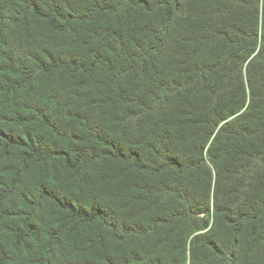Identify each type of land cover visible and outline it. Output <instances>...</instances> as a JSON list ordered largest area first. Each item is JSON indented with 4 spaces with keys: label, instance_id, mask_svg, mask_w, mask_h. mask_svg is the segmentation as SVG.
<instances>
[{
    "label": "trees",
    "instance_id": "obj_1",
    "mask_svg": "<svg viewBox=\"0 0 264 264\" xmlns=\"http://www.w3.org/2000/svg\"><path fill=\"white\" fill-rule=\"evenodd\" d=\"M0 264H264V0H0Z\"/></svg>",
    "mask_w": 264,
    "mask_h": 264
}]
</instances>
